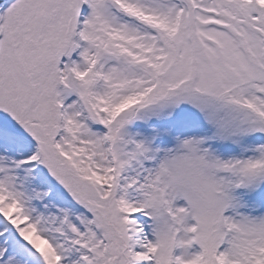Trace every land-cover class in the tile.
<instances>
[{
	"label": "snow or ice",
	"instance_id": "obj_1",
	"mask_svg": "<svg viewBox=\"0 0 264 264\" xmlns=\"http://www.w3.org/2000/svg\"><path fill=\"white\" fill-rule=\"evenodd\" d=\"M0 264H264V0H0Z\"/></svg>",
	"mask_w": 264,
	"mask_h": 264
}]
</instances>
